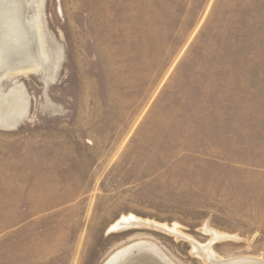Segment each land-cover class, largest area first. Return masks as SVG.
<instances>
[{"label": "rangeland", "instance_id": "1", "mask_svg": "<svg viewBox=\"0 0 264 264\" xmlns=\"http://www.w3.org/2000/svg\"><path fill=\"white\" fill-rule=\"evenodd\" d=\"M1 52L0 264L264 263V0H0Z\"/></svg>", "mask_w": 264, "mask_h": 264}, {"label": "bare ground", "instance_id": "2", "mask_svg": "<svg viewBox=\"0 0 264 264\" xmlns=\"http://www.w3.org/2000/svg\"><path fill=\"white\" fill-rule=\"evenodd\" d=\"M15 39V38H14ZM4 43V42H3ZM3 47V46H2ZM3 52L0 53L1 57H4ZM16 99V98H15ZM19 103V102H18ZM8 104V102H7ZM16 107H17V103H12V106L11 107H8L7 106V110L6 108H4V110L0 109V125H4V126H7L9 125V123H12V124H15V122L18 120V115H15V112H16ZM1 108V107H0ZM150 223L146 222V221H143L133 215H128V216H123L121 217L119 220H117L111 227H110V230L111 229H122V228H125V227H129V226H143V225H148ZM151 225V224H150ZM156 226H159L157 224H155ZM152 225L151 226H155ZM176 227V226H175ZM175 227H167L165 224L162 226L163 229L167 230L168 232H171L173 234H175L176 236H178L177 234H179V232L176 230ZM151 228V227H150ZM160 228V229H162ZM154 229V228H153ZM158 230V229H157ZM216 232V231H215ZM167 233V232H166ZM222 234V233H221ZM182 235V234H181ZM189 236V235H188ZM186 236V237H188ZM219 234L217 233H214V237H218ZM178 238V237H177ZM180 238V236H179ZM185 238V237H184ZM222 239V238H220ZM191 241V240H190ZM192 243V242H191ZM195 243V241H194ZM193 246V244H192ZM198 246V245H197ZM138 247H143L147 250H149L150 252L156 254V256L158 255L160 259H164L166 257H164L160 252L159 250L157 249V247L155 245H153L151 242H147V241H139V242H134V243H131L119 250H117L116 252H114L112 255H110L102 264H123V258L122 256L131 251L132 249L134 248H138ZM200 247V246H199ZM195 250L201 255L200 257H204L210 261H214L215 264H241V263H244V262H249L250 264H264L262 260H258V259H253V258H249V257H235V258H228V259H224V260H217L215 261L213 259V254L211 252V250L209 249V247H204V248H196L194 247ZM193 250V249H192ZM194 252V251H193ZM196 253V252H195ZM195 256V255H194ZM199 256V255H198ZM197 256V258H198ZM202 257V258H203ZM263 259V258H262ZM203 260V259H202ZM205 261V260H204ZM208 264V263H207Z\"/></svg>", "mask_w": 264, "mask_h": 264}, {"label": "water", "instance_id": "3", "mask_svg": "<svg viewBox=\"0 0 264 264\" xmlns=\"http://www.w3.org/2000/svg\"><path fill=\"white\" fill-rule=\"evenodd\" d=\"M122 258L124 259L123 264H164V262L166 261L165 258L160 259L158 255L156 256V254L143 247L132 249L131 251L125 253ZM241 264L250 263L244 262Z\"/></svg>", "mask_w": 264, "mask_h": 264}]
</instances>
